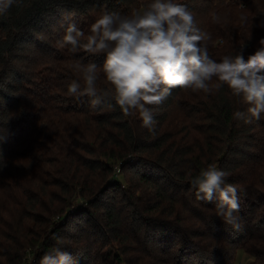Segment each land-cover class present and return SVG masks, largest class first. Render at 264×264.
Masks as SVG:
<instances>
[{
  "label": "trees",
  "instance_id": "trees-1",
  "mask_svg": "<svg viewBox=\"0 0 264 264\" xmlns=\"http://www.w3.org/2000/svg\"><path fill=\"white\" fill-rule=\"evenodd\" d=\"M150 2L21 0L0 15V264H28L23 258L26 249L35 259L31 264H40L54 248L70 253L73 264H91L80 256V248L74 251L65 244L70 228L81 226L87 217L96 232L88 235L85 247L95 250L96 258L115 259V264H211L222 252L214 239L236 242L254 257L253 264H264V114L252 124L233 119V113L246 112L247 105L226 86L209 94L173 88L166 101L151 106L155 134L139 137L133 116H124L110 98L105 103L112 108L92 109L88 97L67 94V85L77 78L70 68L74 61L102 65L105 59L61 47L57 41L67 24L75 22L87 34L102 12L130 15ZM175 2L191 10L197 25L210 34L209 55L217 62L242 47L246 58L264 38V0ZM213 11L221 16L220 23L212 22ZM105 86L101 75L98 87ZM208 165L227 171V183L237 187L240 239H234L235 230L216 215L215 201L196 198L191 180ZM129 172L130 180L154 191L143 207V189L128 183ZM100 178L122 193L118 207L99 201L107 188L95 194ZM52 189L50 195H75L58 221L25 210L26 204L41 206ZM32 194L35 199L28 203ZM77 198L95 214L107 205L102 216L93 219L94 212ZM28 220L36 221L38 232L26 226ZM221 231L225 234H218ZM131 233L144 239L139 245L152 249L151 254L135 248L141 251L137 259L124 257ZM75 238L71 241L78 244L81 235Z\"/></svg>",
  "mask_w": 264,
  "mask_h": 264
},
{
  "label": "clouds",
  "instance_id": "clouds-1",
  "mask_svg": "<svg viewBox=\"0 0 264 264\" xmlns=\"http://www.w3.org/2000/svg\"><path fill=\"white\" fill-rule=\"evenodd\" d=\"M21 0H0V15H5ZM213 23L221 16L210 13ZM241 21L246 17L241 16ZM211 36L202 30L194 14L175 0H151L143 10L130 15L104 11L86 34L75 22L64 28L57 43L69 51L104 55L102 65L76 60L70 68L77 74L67 85V94L77 99L88 97L90 107L112 108L115 102L124 116L138 114L142 127L155 134L156 122L151 106L161 105L173 88L205 94L227 87L247 105L246 112L235 111L233 119L245 124L259 121L264 114V38L246 58L241 51L225 55L219 62L209 55ZM105 87H98V80ZM215 81V82H214ZM229 173L208 165L191 180L198 200L215 201L216 215L234 230H241L237 187L227 183ZM40 264H73L70 253L54 248L41 257Z\"/></svg>",
  "mask_w": 264,
  "mask_h": 264
},
{
  "label": "rangeland",
  "instance_id": "rangeland-1",
  "mask_svg": "<svg viewBox=\"0 0 264 264\" xmlns=\"http://www.w3.org/2000/svg\"><path fill=\"white\" fill-rule=\"evenodd\" d=\"M132 125H133L132 127L134 129H136V131L138 132L137 135L139 137L146 136V132L149 133V131L146 128L142 127V121L139 119L138 114L133 116ZM165 127L166 126L164 125V128ZM21 160L23 161L22 157H20V161ZM126 175H127V178L129 179L128 183H137V181L135 179L130 180V177H131L130 172L127 173ZM104 181H105V183H104ZM106 183H107L106 179L102 180V178H100V179L96 180V184H95V192L96 193L95 194L99 195V193H101L100 191L102 189H104L105 187H107ZM123 183L126 184L125 181H123ZM137 185H140V187L143 189V191L141 193L142 199L139 200L140 207H143L146 204L148 198H150L152 196V194L154 195V191H152V190L149 191L148 187H144L145 185L138 184V183H137ZM121 188H122V186H121ZM36 189H37V187L34 186L33 190L38 191V189L37 190ZM115 189L116 188H114L112 186L107 187L104 190V192L99 195L100 196L99 197L100 199L98 198L99 201L104 200L107 202V204L116 205V207H118L120 205V201L122 200L123 196H122V193L119 192V190H115ZM50 191H48L47 195H44V197L42 198L43 204H41V206L35 207L33 209L31 207H28L26 204L25 210H27L31 213L40 212V214L43 215L44 218H46V219H44L45 221H48L47 219H49V218H51V221H58L59 220V214L64 213V210L66 208H68V205L70 204L71 200L75 197V195L71 196L70 193H67L64 191L63 192L58 191V192H55L54 194L50 195V193H52L53 189ZM38 193L39 192H34L33 194L37 195ZM33 194L30 196L28 203H31L34 201L35 196L32 197ZM73 200H75V199H73ZM77 201H79L83 205V207H85V209H87L89 207L90 211H92V212L95 211V209L92 208L91 205H88L85 200H83L81 198H77ZM107 204L102 205L97 214H95V212H94V218L93 219H95V216L96 217L102 216V214H103L102 208L105 207V205H107ZM48 209H52L53 212L52 213L49 212ZM116 212L119 213V211H117V210H116ZM122 212L126 214V213L130 212V210L128 208H122ZM16 214H17V212H16ZM156 216H157L158 220H161L163 218L162 213H159ZM7 218L8 219L10 218L9 220H7L9 222L12 220V217H5V220ZM13 218H16V216ZM86 219L89 220V217L83 219V224L81 226L76 225V226H72L70 228L71 230L68 231V237L65 239V244H68L71 247L73 246L74 251L80 248V250H79L81 252L80 256L85 257L86 259H90L91 264H115V259H110L109 256H107V255L100 256V257L96 258L95 257V250H89V248L85 247V245L87 244L88 235L92 231H95V230H92L90 228L92 226L91 222L87 221ZM79 220H77V221H79ZM77 221L75 220L76 224H77ZM124 221H126V220H124ZM25 224H26V226L30 227L31 229H33L37 225L36 221H34V220H31V221L28 220L25 222ZM70 224H72V222H70L69 225ZM50 227H52V226H50ZM38 231H39V228H34V232H38ZM6 233H7V231H6ZM223 233L225 234L224 231L223 232L221 231L218 234L222 235ZM8 234L11 238L12 233L10 231H8ZM79 234L81 235L79 243L73 244L71 239L76 240L75 236H77ZM242 234H243L242 230H239V231L235 230L234 232H232L231 235L233 236V238L236 237L237 239H240ZM131 235L133 236V237H130V240H132V242L127 245V252H125V254H124V257L128 261L130 258H132L131 261L137 259V256L141 254V251H143L147 254H151L152 249L145 248L144 246L139 245V243L144 241L143 238L138 239L137 234L134 235L131 233ZM227 235H230V234L227 233ZM158 239H159V236L157 235L155 238L156 244L158 243ZM214 242H215V246L222 249V252L218 258H216L214 261L210 262L211 264H214V262L216 260H218V261L222 260L223 264H253L254 263V257L249 252H247L246 249H241L238 246H236V242L233 241L234 243L232 244V242H229V241L221 242L220 240H217V239H214ZM122 244L124 245V247H126L125 242H123ZM12 246L9 245V251H11ZM75 248H77V249H75ZM135 248L141 249V251H137V250H135ZM105 249H106V247H105ZM86 252H87V254H85ZM155 255H157V253H155ZM157 256H159V255H157ZM23 258H24V261H26V263H28V264L33 263L35 260L34 257H32V253L30 251H28L27 249L25 250Z\"/></svg>",
  "mask_w": 264,
  "mask_h": 264
}]
</instances>
